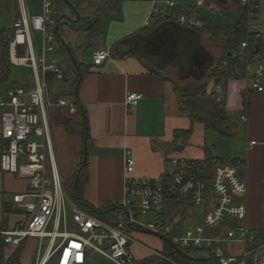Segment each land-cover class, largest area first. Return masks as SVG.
I'll list each match as a JSON object with an SVG mask.
<instances>
[{
  "label": "crops",
  "instance_id": "crops-1",
  "mask_svg": "<svg viewBox=\"0 0 264 264\" xmlns=\"http://www.w3.org/2000/svg\"><path fill=\"white\" fill-rule=\"evenodd\" d=\"M205 1L207 3L204 6H199L198 0L183 5L175 1L177 5L173 10L182 13H189L192 10L191 14L210 21L211 13L228 15L231 19L235 16L240 17L244 9L236 0ZM259 1L261 3L260 12L252 22L253 26L248 27V31L259 32L261 41L264 42V0ZM18 2H20L21 11L14 16L7 27L14 26L23 11L30 16L44 12L45 1L40 9L28 4L29 0ZM52 3L54 16L58 18L61 10L57 3L55 6L53 0ZM209 3L216 6L214 10L208 9ZM152 7L153 0L123 1L104 19L99 28L100 32L96 33L93 42H90L91 38L87 32L82 34L68 21L62 19L61 25L64 24L65 28L61 40L67 43L64 45L74 57L78 70L80 64L87 70L81 76L78 96L80 105L86 111L89 139H86L80 129L70 132L54 115L55 112H60L71 119L74 124H80L83 121V114L79 111L74 95L60 94L54 98L58 89L49 87L52 101L57 102L59 98H64L77 108L76 113L70 114L66 106L51 107L54 154L61 163L64 173L71 178L70 184L76 180L81 155L85 154L87 177L83 185L84 200L97 209H102L108 204L120 206L124 195V167L127 151H131L135 158L134 174L139 177H158L173 173L176 170L175 158L193 163L211 156L222 162L219 167L228 163L238 165V173L247 184V195L242 200L247 209L245 222L250 230L264 239V90L251 89L249 81L245 78H232L227 81L224 86L223 102L231 119L233 136L226 137L215 130L207 129L202 122L192 123L189 116L180 110L174 88V84L185 86L190 83L191 79L180 80L175 71L168 75L155 72L135 54L116 55L114 53L118 43L128 35L146 32L166 21L151 17ZM73 17L76 19L75 15ZM228 23L229 21L219 25L225 26ZM212 24L218 23L212 22ZM32 36L33 34H31V41ZM219 36H221L220 42L214 40L210 46L203 42L216 62L226 42L223 35ZM206 37L209 35L203 34L204 41ZM103 48L111 49V58L101 66H96L93 63V54ZM33 50L36 51L34 45ZM41 52L42 44L38 54ZM255 60L261 61L264 65V55L256 57ZM59 66L66 75L68 68H64L60 63ZM173 74L178 80H175ZM24 84L20 86L34 85L28 81ZM213 88L214 82L211 79L208 82V93H213ZM129 92L143 94L138 105L132 109L126 105ZM69 96L72 99H69ZM245 96L249 101L248 105H246ZM243 115L247 117L245 122L241 120ZM189 130L191 133L188 137L176 136L178 132ZM213 173L214 171H201L200 175L210 178ZM28 187L27 179L0 170V222L4 225L12 227L26 218L25 211L18 207L13 197L17 193H25ZM200 206L203 207L200 222L188 228L204 224L206 217L214 207L213 198L210 197L205 204ZM193 207L195 206L184 201L175 199L167 201L162 218L173 227L174 236H180L186 232L188 228L184 230L182 227L186 218L195 219L197 217V212L192 209ZM112 214L113 211L105 214L108 220L103 221L110 222ZM150 218L155 219L156 217L151 216ZM237 224L231 221L226 226L235 227ZM214 233L216 231H209V234ZM168 246L171 245L166 238L147 229L136 230L130 242V249L136 258V264H161L165 260H170L167 253ZM37 247L36 238H30L25 242V248L20 257L22 264H36ZM17 248L15 245L6 246L4 248L5 259L10 258ZM235 250L239 252L240 245ZM208 257L210 256L207 255L198 260H205ZM86 264H90L89 260Z\"/></svg>",
  "mask_w": 264,
  "mask_h": 264
},
{
  "label": "built area",
  "instance_id": "built-area-1",
  "mask_svg": "<svg viewBox=\"0 0 264 264\" xmlns=\"http://www.w3.org/2000/svg\"><path fill=\"white\" fill-rule=\"evenodd\" d=\"M239 2L247 11L248 27H252L261 9L260 1ZM206 3L198 0L199 6ZM176 5L173 0H153L151 17L176 21L199 31L204 27L198 16L174 11ZM207 7L214 10L216 6L209 3ZM57 24L52 0H45L42 14L30 16L23 11L14 24L11 62L33 68L35 80L30 87L17 86L0 91V170L27 179L29 187L25 193L13 197L18 207L25 211L26 218L12 227L0 222V244L18 247L24 241L36 238V264L51 261L55 264H86L92 252L103 255L114 264H136L130 242L136 230L147 229L172 240L184 252V248L206 252L216 264H264V239L250 230L245 222L247 209L242 200L247 195V184L235 164H225L206 178L190 171L189 163L184 159L175 158L173 173L139 177L134 174L135 158L131 151H127L124 195L110 222L79 208V204L69 207L68 192L54 154L50 109L52 106H66L73 114L77 108L64 98L52 101L49 92L47 74H52L56 80L65 77L58 58L53 55ZM32 33H39L42 37L39 55L33 50ZM250 33L254 40L261 39L259 32ZM92 58L96 66H101L111 58V49H100ZM233 58L237 59V64L230 65L224 60L222 71L212 78L213 93L219 101H223L224 86L232 78H245L251 89L264 90V65L253 57L249 40L242 42ZM142 98V93L129 92L127 107H136ZM241 120L247 121L246 115ZM210 197L214 200V207L204 224L174 236L173 227L162 218L167 201L175 199L200 206ZM151 216L156 218L151 219ZM231 221L237 222V226H226ZM211 230L216 233L209 234ZM239 245L240 251L234 252Z\"/></svg>",
  "mask_w": 264,
  "mask_h": 264
},
{
  "label": "trees",
  "instance_id": "trees-1",
  "mask_svg": "<svg viewBox=\"0 0 264 264\" xmlns=\"http://www.w3.org/2000/svg\"><path fill=\"white\" fill-rule=\"evenodd\" d=\"M125 0H57L58 8H64L61 10V14L58 15L57 21L61 18L64 12H67L69 3L80 13L79 20L69 21L68 23L76 30L83 33H88L90 36V42H93L96 37V33L100 32V27L104 19L109 13L121 4ZM239 3V0H236ZM176 11V10H175ZM191 11L187 14H191ZM199 17V16H198ZM76 18V17H75ZM204 22V27L200 29L202 34H208L210 39H214L219 35H223L226 38V42L223 45V49L215 66L201 79H191L190 83L185 86L174 84L176 94L178 96V102L180 110L187 114L192 123L202 122L207 129H212L219 132L223 136H233V128L231 119L226 111V105L223 101H219L215 93H208V82L217 74L222 71L221 63L226 60L228 64H237V59L233 58V53L238 51L244 40H249L250 49L253 57H260L264 55V42L260 40H254L252 34L248 31V15L246 9H242L240 17H232L228 24L219 25L212 24L211 21H207L201 17ZM66 22V21H65ZM147 30V29H144ZM142 30V31H144ZM60 38L61 35L58 34ZM15 38V27H3L0 28V91H4L9 88L20 86L17 81L12 80L13 64L10 58V44ZM64 41V40H63ZM64 44L67 45V43ZM258 46V50H257ZM87 72L86 68L80 64L77 77L71 78L69 71L66 73L63 80H56L52 74H47V79L50 88H57L58 93L54 96L57 98L60 94L68 95L73 94L76 98L75 102L79 108V111L83 114V121L80 124H74V122L67 116L60 112H55L54 115L70 132L81 130L86 139H89V132L86 127L87 115L84 108L80 105L78 96V86L81 81V76ZM246 105L249 104L248 99L245 96ZM191 130L187 132H178L177 137H188ZM222 164L219 159L208 156L203 161H196L189 163L188 169L194 173L200 175L201 171H214L216 172ZM79 180L76 183L74 180L68 188V194L86 211L97 216L102 217L105 214L119 209L116 205H106L102 209H97L84 200L83 185L87 177V162L85 161V154L81 155V161L79 164ZM24 241L13 255L5 259L4 248L5 245L0 244V264H22L21 253L25 248ZM170 260H165L161 264H174L178 262L180 264H216L212 257H208L205 260H190L183 254L177 252L171 246H168L167 250ZM49 264H55L53 261Z\"/></svg>",
  "mask_w": 264,
  "mask_h": 264
},
{
  "label": "water",
  "instance_id": "water-1",
  "mask_svg": "<svg viewBox=\"0 0 264 264\" xmlns=\"http://www.w3.org/2000/svg\"><path fill=\"white\" fill-rule=\"evenodd\" d=\"M69 7L71 13L61 16L55 29L56 33H59L62 19L68 22L80 19L81 15L74 6L69 3ZM114 53L116 55L135 54L151 70L162 75L175 71L180 80L201 79L216 64V60L203 43L201 31L184 27L172 20L163 21L146 32L128 35L118 43ZM72 59L75 60L73 56ZM78 180L79 175L76 177V183ZM166 240L177 252L188 259L198 260L186 254L172 240Z\"/></svg>",
  "mask_w": 264,
  "mask_h": 264
},
{
  "label": "rangeland",
  "instance_id": "rangeland-1",
  "mask_svg": "<svg viewBox=\"0 0 264 264\" xmlns=\"http://www.w3.org/2000/svg\"><path fill=\"white\" fill-rule=\"evenodd\" d=\"M21 0H0V28L2 27H7L11 21L13 20L14 16L16 14H18L21 11V6H20V2ZM27 1V0H26ZM43 1L45 0H29L30 4L32 7L34 8H42L43 6ZM54 4L56 6V1L57 0H53ZM178 1L179 3H181L180 5L186 4L187 2H193L192 0H175ZM60 10H63L62 8ZM66 13H71V9H68ZM65 14V13H63ZM62 14V15H63ZM211 17H210V21L218 23V24H222L225 23L227 21H230V17L228 15H220L219 13H211ZM64 24L61 25L60 29H59V35L64 34L63 33V29L65 28ZM32 41H33V45L36 49V54L39 55L38 53L40 52L41 49V44H42V40L40 35L38 36L35 33H32ZM56 34V33H55ZM221 36H217L215 39H210L209 37L205 38V41L203 39V42H205L206 45L211 44V42H213L214 40L217 42L219 41V38ZM56 50L53 52V55L56 58H60L59 59V63L60 65L64 66V68H68L67 72L69 71L70 77L74 78L77 77V73H78V67L75 64L74 60L72 59V56L70 55L69 51L67 50L66 46L64 45L63 41L61 40V38L56 34ZM88 57V54H87ZM12 63V62H11ZM173 77L175 78V80H178L176 78V76L173 74ZM12 80L17 81L19 84L25 85V81L30 82L31 85H33L34 80H35V73L33 68L29 67V66H17V65H13V75H12ZM69 99H72V97H68ZM52 138H53V134H52ZM53 146L55 147V143L53 141ZM56 157V161H57V165L59 167L60 173L64 179V184L65 187H68L70 185L69 180L71 179L70 177H68V175H66L63 171V167H61V163L58 161L57 156ZM74 162V161H73ZM79 163V162H78ZM72 183V182H71ZM67 203L69 205L70 208L76 206L75 204H78L73 198H71L69 196V194H67ZM78 207L80 208L81 206L78 205ZM82 208V207H81ZM202 206H195L192 209H194L195 212H197V217L194 218H186L184 223H182V227L184 230H186L188 227L195 225L196 222H200L201 220V215H202ZM107 215L99 217L102 220H108V218H106ZM157 241H159L156 238ZM48 244V239L45 240V246H47ZM185 252L187 254H189L191 257L194 258H202L207 256V253L204 251H196V250H189L184 248ZM234 252H236V250H234ZM89 263L90 264H114L112 261H110L108 258L104 257L103 255L97 253V252H92L90 255V259Z\"/></svg>",
  "mask_w": 264,
  "mask_h": 264
}]
</instances>
